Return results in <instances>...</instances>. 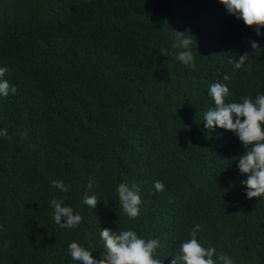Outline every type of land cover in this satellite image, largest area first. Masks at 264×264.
<instances>
[{
  "label": "trees",
  "instance_id": "1",
  "mask_svg": "<svg viewBox=\"0 0 264 264\" xmlns=\"http://www.w3.org/2000/svg\"><path fill=\"white\" fill-rule=\"evenodd\" d=\"M233 17L218 0H0V67L18 86L0 97V264H74L72 241L102 264L101 235L118 227L157 238L168 264L197 223L204 247L264 264V196L244 194V147L202 121L225 74L226 102L264 93V26L257 36ZM176 32L193 37L194 67L175 60ZM123 184L139 185L135 218L120 207ZM53 197L81 223L57 225Z\"/></svg>",
  "mask_w": 264,
  "mask_h": 264
},
{
  "label": "clouds",
  "instance_id": "2",
  "mask_svg": "<svg viewBox=\"0 0 264 264\" xmlns=\"http://www.w3.org/2000/svg\"><path fill=\"white\" fill-rule=\"evenodd\" d=\"M230 18V24H244L253 27L257 36L261 35V27L264 26V0H218ZM241 20V22H240ZM239 21V22H237ZM176 42L174 48L181 49L176 53L175 60L181 66L194 67V57L191 45L193 37L185 36L184 33L176 32ZM228 35L238 45L242 38L228 30ZM251 49L259 48L258 41H250ZM246 54L240 53L235 59L229 58L233 67L239 69L245 62ZM7 67H0V97H6L9 93H17L18 86L10 75V81L4 79ZM229 80L227 74L221 79H215L207 88V95L212 99L215 107H209L203 113L202 121L204 128H222L231 131L244 147L243 153L236 159V167L239 173L244 174V179L240 182L244 186L246 198L264 196V93L259 92L252 98L243 96L239 101L233 100L230 96L228 85L224 82ZM10 82V84H9ZM156 86L157 83H154ZM155 86H153L155 88ZM157 88V87H156ZM5 130L0 129V135H4ZM235 138V137H234ZM233 140H237V139ZM50 184L60 192L67 193L71 190L70 184H65L62 180H51ZM91 182H89V187ZM153 188L156 192L164 190V184L160 180L153 181ZM120 207L130 218H135L140 211L139 205L140 188L137 184H123L118 188ZM82 203L92 210H96L100 201L95 196L85 194ZM53 210V221L61 228H75L82 221L79 212H75L70 205L63 204L62 199L53 197L50 200ZM202 226L194 224L189 239L184 240L179 245V252L174 253L168 264H233L230 256L216 253L213 246L204 247L197 239V231ZM120 228L119 232L104 230L101 235L105 255L101 257L102 264H164V258H156L155 253L159 248L157 238L144 239L128 228ZM69 255L74 264H96L91 254L84 251L83 247L76 241L68 244Z\"/></svg>",
  "mask_w": 264,
  "mask_h": 264
}]
</instances>
